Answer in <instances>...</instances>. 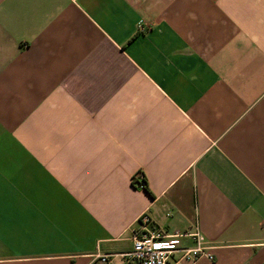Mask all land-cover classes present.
Instances as JSON below:
<instances>
[{
	"label": "crops",
	"instance_id": "0c3cea01",
	"mask_svg": "<svg viewBox=\"0 0 264 264\" xmlns=\"http://www.w3.org/2000/svg\"><path fill=\"white\" fill-rule=\"evenodd\" d=\"M142 216L264 264V0H0V264H127Z\"/></svg>",
	"mask_w": 264,
	"mask_h": 264
},
{
	"label": "built area",
	"instance_id": "2783aa9c",
	"mask_svg": "<svg viewBox=\"0 0 264 264\" xmlns=\"http://www.w3.org/2000/svg\"><path fill=\"white\" fill-rule=\"evenodd\" d=\"M140 27V26H139ZM140 188H145L142 175L135 177ZM191 238L192 248H182L180 240ZM133 250L125 255L127 264H196L205 258L213 261L208 247L198 232L191 234H164L157 230L147 216H142L132 231ZM107 258L103 259L106 263Z\"/></svg>",
	"mask_w": 264,
	"mask_h": 264
},
{
	"label": "trees",
	"instance_id": "16d2710c",
	"mask_svg": "<svg viewBox=\"0 0 264 264\" xmlns=\"http://www.w3.org/2000/svg\"><path fill=\"white\" fill-rule=\"evenodd\" d=\"M140 182H138V184H139ZM143 183L145 184V186H146V183H145V181L143 180Z\"/></svg>",
	"mask_w": 264,
	"mask_h": 264
}]
</instances>
